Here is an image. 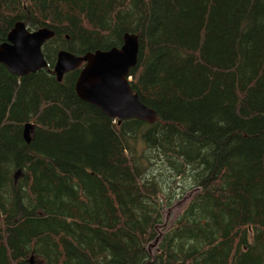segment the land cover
<instances>
[{"label": "trees", "instance_id": "trees-1", "mask_svg": "<svg viewBox=\"0 0 264 264\" xmlns=\"http://www.w3.org/2000/svg\"><path fill=\"white\" fill-rule=\"evenodd\" d=\"M18 21L55 35L47 67L0 63V264H264V0H0V44ZM126 33L153 124L82 100L80 69L54 73L60 50Z\"/></svg>", "mask_w": 264, "mask_h": 264}, {"label": "water", "instance_id": "water-1", "mask_svg": "<svg viewBox=\"0 0 264 264\" xmlns=\"http://www.w3.org/2000/svg\"><path fill=\"white\" fill-rule=\"evenodd\" d=\"M54 35L55 31L51 28L32 31L25 22L18 21L9 32L7 41L0 44V63L17 76L47 67L43 46ZM139 53V35L126 33L120 47L99 49L83 55L60 50L54 73L62 81L65 74L80 68L75 87L82 100L119 121L137 118L153 124L159 120L157 112L141 101L130 83V71L137 65ZM31 128L30 123L25 125L24 135L28 141Z\"/></svg>", "mask_w": 264, "mask_h": 264}, {"label": "rangeland", "instance_id": "rangeland-1", "mask_svg": "<svg viewBox=\"0 0 264 264\" xmlns=\"http://www.w3.org/2000/svg\"><path fill=\"white\" fill-rule=\"evenodd\" d=\"M198 191L199 189L194 188L188 191L183 197H176L172 203V206L163 209V221L156 227L157 237L147 246V249L151 255H154L162 236L167 230L171 228V225L174 223L178 215L184 211L190 200Z\"/></svg>", "mask_w": 264, "mask_h": 264}, {"label": "flooded vegetation", "instance_id": "flooded-vegetation-1", "mask_svg": "<svg viewBox=\"0 0 264 264\" xmlns=\"http://www.w3.org/2000/svg\"><path fill=\"white\" fill-rule=\"evenodd\" d=\"M83 65H84V63H83Z\"/></svg>", "mask_w": 264, "mask_h": 264}]
</instances>
